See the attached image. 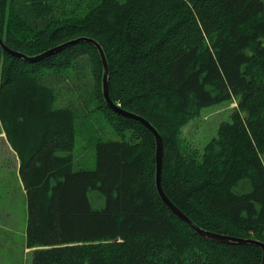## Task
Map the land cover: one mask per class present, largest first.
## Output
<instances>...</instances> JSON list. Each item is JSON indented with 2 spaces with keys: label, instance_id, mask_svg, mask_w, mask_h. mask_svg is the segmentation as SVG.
I'll return each mask as SVG.
<instances>
[{
  "label": "trees",
  "instance_id": "1",
  "mask_svg": "<svg viewBox=\"0 0 264 264\" xmlns=\"http://www.w3.org/2000/svg\"><path fill=\"white\" fill-rule=\"evenodd\" d=\"M82 36L103 50L113 103L161 135L169 201L202 229L263 242L264 0H0L10 50ZM102 75L89 41L33 62L0 46V124L21 158L31 264H261L259 245L205 238L169 209L155 137L106 104ZM84 88L121 136L95 143L92 169L73 164L74 108L55 105ZM223 100L231 120L202 150L184 145V125Z\"/></svg>",
  "mask_w": 264,
  "mask_h": 264
},
{
  "label": "rangeland",
  "instance_id": "2",
  "mask_svg": "<svg viewBox=\"0 0 264 264\" xmlns=\"http://www.w3.org/2000/svg\"><path fill=\"white\" fill-rule=\"evenodd\" d=\"M61 86L60 91L65 88ZM80 99L78 89L63 98L60 95L56 106L71 105L74 108V167L92 169L95 166V149L98 140H118L107 119L95 108V103L87 95ZM68 99V100H66ZM82 100V101H81ZM235 103L223 100L202 108L197 116L187 122L182 130L183 143L187 147L202 150L206 142L217 134L220 122L231 120ZM0 124V131H1ZM1 138V137H0ZM0 140V264H31L32 249L26 248L25 230L27 224V198L21 185L15 180V165L3 150Z\"/></svg>",
  "mask_w": 264,
  "mask_h": 264
},
{
  "label": "water",
  "instance_id": "3",
  "mask_svg": "<svg viewBox=\"0 0 264 264\" xmlns=\"http://www.w3.org/2000/svg\"><path fill=\"white\" fill-rule=\"evenodd\" d=\"M89 41L91 43H93L96 48L98 49L102 64H103V75H102V94L103 97L105 99L106 104L113 110H115L116 112L124 115V116H128L131 118H134L136 120H139L141 123H143L146 127H148L151 132L153 133V136L155 137V142H156V148H155V185H156V189L157 192L159 194V196L161 197V199L164 201V203L169 207V209L176 214L181 220H183L185 223H187L192 229H194L198 234L202 235L205 238L211 239V240H217V241H222V242H229V243H234V242H238V243H254L259 245L262 248V261L261 264H264V241H257V240H253V239H241V238H236V237H232V236H228V235H223L220 233H216V232H212L209 230H205L202 229L200 227H198L196 224H194L180 209H178L171 201H169V198L167 197V195L165 194L162 185H161V162H162V139H161V135H159V133L157 132V130L143 117L125 111L123 109H121L118 105H115L113 103V101L111 100V98L109 97V93H108V67H107V62L103 53V50L101 48V46L99 45V43L95 40H93L92 38H87V37H78L72 40H69L67 42H64L62 44H60L59 46L53 47L49 50H46L42 53H39L37 55H33V56H27L23 53H19L13 50H10V48H8L7 46H5V43L3 42V40L0 38V46L7 52L13 54V55H18L23 57L26 60H30V61H37L41 58H43L44 56L57 51L58 49H62L67 45L73 44L75 42L78 41Z\"/></svg>",
  "mask_w": 264,
  "mask_h": 264
},
{
  "label": "crops",
  "instance_id": "4",
  "mask_svg": "<svg viewBox=\"0 0 264 264\" xmlns=\"http://www.w3.org/2000/svg\"><path fill=\"white\" fill-rule=\"evenodd\" d=\"M1 128L2 129L0 131V137H1L0 140H1V142L4 143L3 150L6 153V155L8 154L12 158L13 164L15 165V168H16L15 172H14L15 180L17 181V183H19L21 185V187L25 193L24 185H23L20 173H19V166L21 164V158H20L19 154L17 153L16 149L8 141L3 127H1Z\"/></svg>",
  "mask_w": 264,
  "mask_h": 264
}]
</instances>
